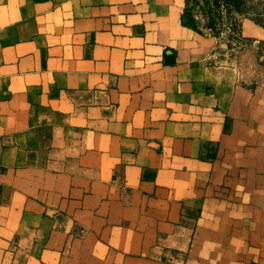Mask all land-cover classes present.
<instances>
[{"label": "crops", "instance_id": "0c3cea01", "mask_svg": "<svg viewBox=\"0 0 264 264\" xmlns=\"http://www.w3.org/2000/svg\"><path fill=\"white\" fill-rule=\"evenodd\" d=\"M185 11L0 0V264H264V26Z\"/></svg>", "mask_w": 264, "mask_h": 264}, {"label": "rangeland", "instance_id": "374dc122", "mask_svg": "<svg viewBox=\"0 0 264 264\" xmlns=\"http://www.w3.org/2000/svg\"><path fill=\"white\" fill-rule=\"evenodd\" d=\"M186 12L188 23L201 33L219 36L231 45L244 39L243 26H264V0H187Z\"/></svg>", "mask_w": 264, "mask_h": 264}, {"label": "trees", "instance_id": "16d2710c", "mask_svg": "<svg viewBox=\"0 0 264 264\" xmlns=\"http://www.w3.org/2000/svg\"><path fill=\"white\" fill-rule=\"evenodd\" d=\"M186 8H187V0H186ZM186 11H185V14H184V23H186L187 25H190V26H192L194 29H196V30H198V31H200L199 29H198V27L197 26H193V25H191L190 23H188V20H186L187 18H186ZM212 30V27L211 26H208L207 27V31L208 32H210ZM201 32V31H200ZM210 35V34H209Z\"/></svg>", "mask_w": 264, "mask_h": 264}]
</instances>
